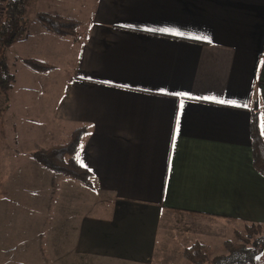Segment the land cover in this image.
<instances>
[{"label":"crops","instance_id":"1","mask_svg":"<svg viewBox=\"0 0 264 264\" xmlns=\"http://www.w3.org/2000/svg\"><path fill=\"white\" fill-rule=\"evenodd\" d=\"M56 1L81 31L66 41L36 27L49 46L33 58L54 68L26 67L23 84L15 74L6 112L23 153L88 128L78 158L93 178L72 215L70 254L90 264H178L197 240L222 241L232 225L264 227L251 129L255 105L264 122V0H85L78 18L77 0ZM37 11L11 60L29 47ZM160 28L187 35L149 30ZM66 64L72 73L57 74Z\"/></svg>","mask_w":264,"mask_h":264},{"label":"rangeland","instance_id":"2","mask_svg":"<svg viewBox=\"0 0 264 264\" xmlns=\"http://www.w3.org/2000/svg\"><path fill=\"white\" fill-rule=\"evenodd\" d=\"M84 2L85 0H77V2H72L71 5L69 1L66 3L73 7L72 16L76 18L82 16L78 6ZM58 3L56 0H40L32 10L63 13ZM30 25L33 34L32 39L27 43L29 47L18 48V51L14 53V57L11 54L13 57L12 70L14 74H17V77H20L19 82L22 84V80H24L23 71L27 69L26 67H29L23 58H33L38 55L37 50H45L49 46L47 44L41 45V42L36 40L38 38L36 27H45L42 22L34 17ZM78 31H81V29ZM46 33H49L50 37L55 39V34L48 32V30H46ZM70 39L71 37L69 36L66 41H70ZM66 48L63 46L62 50ZM66 67L67 64L64 67L63 65L60 66L56 73L62 75L64 73L71 74V68L66 70ZM4 105L5 98L0 95V264L94 263V261H87L70 254L73 249L72 215L77 211L76 207L78 205L83 208V200L86 198L83 195L81 196V194L83 190L86 191L85 184L42 166L31 157L32 153H23V148L21 149L18 143L17 129H13L10 124L13 117L7 114ZM24 148L28 149L31 147L24 145ZM32 161L43 170L36 172L32 167ZM32 173L35 174L32 175ZM24 175L28 184L32 182L35 186L41 185V189L35 186H28L27 190L25 187L23 189L22 181L25 179ZM20 193H24L25 196H21ZM21 199L26 200L27 206L17 203H20ZM8 201L9 203H15L16 208L12 210L8 205ZM39 201L44 206L45 215H43V208L39 212L40 209L38 208L41 207ZM237 231L244 236L247 235L246 226L232 225L231 230L222 231V241L217 239L214 243L212 241L207 243L199 240L196 242H201L208 246L210 259H213L229 253L224 247L225 241L243 244L236 235ZM259 235H264V227L256 236ZM244 245L251 246V244L247 243ZM179 261L178 264H190L184 256L180 257ZM257 262V264H264V249L259 251Z\"/></svg>","mask_w":264,"mask_h":264},{"label":"trees","instance_id":"3","mask_svg":"<svg viewBox=\"0 0 264 264\" xmlns=\"http://www.w3.org/2000/svg\"><path fill=\"white\" fill-rule=\"evenodd\" d=\"M33 3V0H0V95L5 98V109L9 107L11 91L16 80L9 51L17 41L29 35L28 17L32 12ZM35 16L48 31L57 36H73L75 39L78 37L82 22L77 19L45 11H37ZM24 62L39 72H48L54 68L53 65L36 58H24ZM251 129L254 165L256 170L264 175V134L258 105L252 109ZM87 131V127H79L72 132L67 142L40 148L32 153V157L53 172L90 186L93 174L78 158L82 138ZM262 228L261 224L246 225V236L237 231L236 235L243 244L225 241L224 247L229 252L227 255L210 259L209 247L196 242L184 250L183 256L190 264H257L258 253L264 249V235H256ZM246 243L251 246L244 245Z\"/></svg>","mask_w":264,"mask_h":264},{"label":"snow or ice","instance_id":"4","mask_svg":"<svg viewBox=\"0 0 264 264\" xmlns=\"http://www.w3.org/2000/svg\"><path fill=\"white\" fill-rule=\"evenodd\" d=\"M150 31H160V32H165V33H169L172 35H177V36H186L187 34L184 32H181L178 29H170V28H160V29H149ZM190 38H196V39H202L205 41H209L210 42V38L207 36H196V37H190ZM221 103H231L230 101H220ZM262 121H264V118H262ZM261 128L262 130H264V122H262L261 124ZM262 134H264V131H262ZM175 143V141H174Z\"/></svg>","mask_w":264,"mask_h":264}]
</instances>
